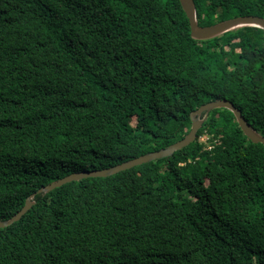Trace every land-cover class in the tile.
I'll list each match as a JSON object with an SVG mask.
<instances>
[{
  "label": "trees",
  "instance_id": "trees-1",
  "mask_svg": "<svg viewBox=\"0 0 264 264\" xmlns=\"http://www.w3.org/2000/svg\"><path fill=\"white\" fill-rule=\"evenodd\" d=\"M193 1L200 26L264 18V0ZM217 99L264 136L263 29L195 40L180 0H0V221L175 143ZM32 201L0 264H264V146L226 108L170 157Z\"/></svg>",
  "mask_w": 264,
  "mask_h": 264
},
{
  "label": "water",
  "instance_id": "water-1",
  "mask_svg": "<svg viewBox=\"0 0 264 264\" xmlns=\"http://www.w3.org/2000/svg\"><path fill=\"white\" fill-rule=\"evenodd\" d=\"M181 6L189 22L190 35L195 40H208L217 37L227 31L234 30L237 28L245 26L258 27L264 30V18L256 15H242L228 20H223L221 22L215 23L210 26H200L196 18V9L193 0H180ZM218 108H226L230 110L235 119L244 133V135L255 144H262L264 146V136L259 134L243 117L241 111L235 107L230 101L226 99H217L202 104L197 109L190 112L191 128L189 132L180 140L175 143L159 149L157 151H151L139 157L130 159L123 163L115 166L99 169V170H89L70 173L56 181H53L45 186L40 187L36 192L32 193L27 199L23 207L18 210L10 219L0 221V228L7 227L12 223L18 221L33 205L32 199L38 193H48L51 190L62 186L63 184L79 181L81 179L89 177H107L116 174L120 171L130 169L134 166H138L144 163L155 161L164 157H170L177 150H180L196 139L197 131L201 128L203 124V118H200L202 114L206 117L209 112Z\"/></svg>",
  "mask_w": 264,
  "mask_h": 264
},
{
  "label": "rangeland",
  "instance_id": "rangeland-1",
  "mask_svg": "<svg viewBox=\"0 0 264 264\" xmlns=\"http://www.w3.org/2000/svg\"><path fill=\"white\" fill-rule=\"evenodd\" d=\"M220 134V133H219ZM210 135H205V136H203V137H201L200 139H199V142L200 143H202L203 145H205V146H207L208 144H209V139H210Z\"/></svg>",
  "mask_w": 264,
  "mask_h": 264
},
{
  "label": "built area",
  "instance_id": "built-area-1",
  "mask_svg": "<svg viewBox=\"0 0 264 264\" xmlns=\"http://www.w3.org/2000/svg\"><path fill=\"white\" fill-rule=\"evenodd\" d=\"M205 135H207V134L201 135V136L199 137V139H200L201 137L205 136ZM210 148H211V145H210V144H208L207 146L204 147V149H210Z\"/></svg>",
  "mask_w": 264,
  "mask_h": 264
},
{
  "label": "flooded vegetation",
  "instance_id": "flooded-vegetation-1",
  "mask_svg": "<svg viewBox=\"0 0 264 264\" xmlns=\"http://www.w3.org/2000/svg\"><path fill=\"white\" fill-rule=\"evenodd\" d=\"M207 117H208V115L205 117L204 114H202V115L200 116V118H203V119H204L203 121H205V120L207 119Z\"/></svg>",
  "mask_w": 264,
  "mask_h": 264
}]
</instances>
